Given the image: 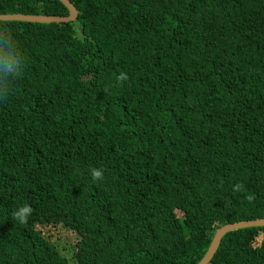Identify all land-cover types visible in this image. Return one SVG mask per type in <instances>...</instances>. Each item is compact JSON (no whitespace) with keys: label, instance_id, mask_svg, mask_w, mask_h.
Listing matches in <instances>:
<instances>
[{"label":"trees","instance_id":"trees-1","mask_svg":"<svg viewBox=\"0 0 264 264\" xmlns=\"http://www.w3.org/2000/svg\"><path fill=\"white\" fill-rule=\"evenodd\" d=\"M70 1L0 21V264H198L264 218V0ZM209 264H264V226Z\"/></svg>","mask_w":264,"mask_h":264},{"label":"water","instance_id":"water-1","mask_svg":"<svg viewBox=\"0 0 264 264\" xmlns=\"http://www.w3.org/2000/svg\"><path fill=\"white\" fill-rule=\"evenodd\" d=\"M61 1L68 7L70 11V14L68 16L9 13V14H0V21L18 20V21L39 22V23H52V22H69L76 20L79 14L76 6L70 0H61ZM258 226H264V218L226 224L223 227L219 228L214 235V238L207 253L198 264H209L211 262L213 256L215 255L221 244L223 237L230 231L245 227H258Z\"/></svg>","mask_w":264,"mask_h":264},{"label":"clouds","instance_id":"clouds-1","mask_svg":"<svg viewBox=\"0 0 264 264\" xmlns=\"http://www.w3.org/2000/svg\"><path fill=\"white\" fill-rule=\"evenodd\" d=\"M13 45L7 36L0 37V71L5 74L12 73L18 66L17 59L13 56L12 52ZM123 77L121 76L120 79ZM93 179L102 178L101 170L92 171ZM31 209L27 206L21 207L18 211L14 213V216L18 219L20 223H24L25 218L30 213Z\"/></svg>","mask_w":264,"mask_h":264}]
</instances>
